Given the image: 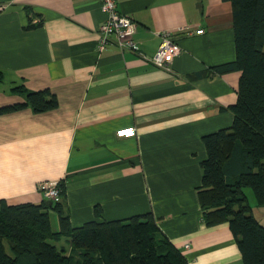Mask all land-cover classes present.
Returning a JSON list of instances; mask_svg holds the SVG:
<instances>
[{"label": "crops", "instance_id": "crops-1", "mask_svg": "<svg viewBox=\"0 0 264 264\" xmlns=\"http://www.w3.org/2000/svg\"><path fill=\"white\" fill-rule=\"evenodd\" d=\"M115 2L134 20L138 50L112 37L97 50L100 0H0V107L25 101L11 89L20 85L57 100L45 112H0V200L39 204L40 185L58 182L73 228L149 213L188 264H244L228 225L206 226L197 198L202 136L234 118L222 108L235 103L240 73L199 76L235 60L230 3ZM163 32L181 47L165 68L150 61ZM129 126L135 137L115 136ZM245 194L264 226V205Z\"/></svg>", "mask_w": 264, "mask_h": 264}, {"label": "trees", "instance_id": "trees-1", "mask_svg": "<svg viewBox=\"0 0 264 264\" xmlns=\"http://www.w3.org/2000/svg\"><path fill=\"white\" fill-rule=\"evenodd\" d=\"M223 1L232 10L235 60L199 76L239 72L237 99L222 108L233 114L231 127L202 136L207 157L200 162L197 198L206 226L228 225L244 264H264V226L245 194L251 189L256 203L264 205V0ZM11 89L26 99L0 112L30 106L40 113L57 106L49 89ZM59 190V201L12 205L0 200V264H188L149 213L71 227L62 184ZM61 237L68 245L58 249L54 242Z\"/></svg>", "mask_w": 264, "mask_h": 264}, {"label": "built area", "instance_id": "built-area-1", "mask_svg": "<svg viewBox=\"0 0 264 264\" xmlns=\"http://www.w3.org/2000/svg\"><path fill=\"white\" fill-rule=\"evenodd\" d=\"M100 7L105 13V20L99 26V39L97 50H104L110 38H114L117 46L122 49L138 50L137 44L132 39L134 28V20L124 14H120L116 10L115 0H100ZM187 30V26H183L178 31ZM203 29H199L196 33H202ZM181 51L180 45L172 39L171 32H163L161 41L157 50L150 61L158 67H167L172 59ZM117 138H132L136 136V128L133 126L118 128L115 130ZM42 195L45 199L51 201H59V185L58 182H44L40 185ZM185 247H188L186 245Z\"/></svg>", "mask_w": 264, "mask_h": 264}, {"label": "rangeland", "instance_id": "rangeland-1", "mask_svg": "<svg viewBox=\"0 0 264 264\" xmlns=\"http://www.w3.org/2000/svg\"><path fill=\"white\" fill-rule=\"evenodd\" d=\"M51 213V212H50ZM52 216V217H51ZM56 218V216L53 214V213H51L50 214V220H51V224L53 225L54 224V219ZM53 226H55V225H53ZM54 244L57 246V248L58 249H60L61 247H64V248H66L67 247V245H68V242H67V239L65 238V237H61L60 238V240L59 241H56V242H54Z\"/></svg>", "mask_w": 264, "mask_h": 264}]
</instances>
